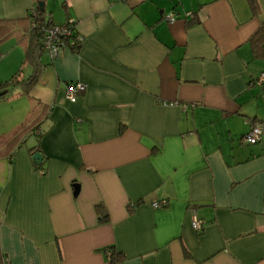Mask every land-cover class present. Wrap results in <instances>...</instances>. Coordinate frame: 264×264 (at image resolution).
<instances>
[{"label":"crops","instance_id":"1","mask_svg":"<svg viewBox=\"0 0 264 264\" xmlns=\"http://www.w3.org/2000/svg\"><path fill=\"white\" fill-rule=\"evenodd\" d=\"M256 1L257 14L249 0H45L46 18L75 19L84 43L54 61L45 54L31 95L13 87L0 101V137L41 125L0 158L4 261L111 264L103 250L113 247L117 264H264V135L242 141L264 123ZM33 6L0 0V20H23ZM24 57L16 38L0 46V83ZM31 73L25 65L19 81ZM75 82L86 91L72 103Z\"/></svg>","mask_w":264,"mask_h":264},{"label":"trees","instance_id":"2","mask_svg":"<svg viewBox=\"0 0 264 264\" xmlns=\"http://www.w3.org/2000/svg\"><path fill=\"white\" fill-rule=\"evenodd\" d=\"M45 0H34V6L30 11L27 18L23 20H0V46L11 38L18 39L19 45L25 49V57L23 64L19 71L9 80L0 83V93H9V90L13 87H20L22 94L30 96L33 89L38 84L41 75L44 70L48 67L43 62V57L46 54L45 46L43 43V28L55 24L52 20L46 18V11H42L40 3ZM254 13H258L259 6L256 0H249ZM24 29V30H23ZM78 33V32H77ZM251 45L255 57H260L264 50V28H261L259 32L251 39ZM25 65L32 68L31 75L23 81H19L22 69ZM40 123L27 121L19 126L14 131L5 134L0 137V158L9 157L11 158L16 147L22 145L28 136H32L34 133L40 131ZM121 128L120 132H123ZM32 156L36 153H40L39 148H34L31 151ZM43 165L35 162V168L40 173H45L42 168ZM129 210L132 212L133 207ZM96 212L100 217V223L105 224L108 222L109 215L103 204L96 207ZM108 256L111 264H117L124 259L123 254L115 251L113 247L106 248L103 250ZM4 258L0 250V264L4 263Z\"/></svg>","mask_w":264,"mask_h":264},{"label":"built area","instance_id":"3","mask_svg":"<svg viewBox=\"0 0 264 264\" xmlns=\"http://www.w3.org/2000/svg\"><path fill=\"white\" fill-rule=\"evenodd\" d=\"M123 1V0H120ZM192 16L191 14H189ZM176 15L167 17L169 22L176 20ZM43 43L46 54L51 60H56L60 57L63 50L70 47L74 50H79L84 43L83 36L77 33V21L69 18L65 23L53 24L43 28ZM258 84L264 86V73L258 79ZM86 91V85L81 82L70 84L66 90L67 99L75 103L79 94ZM264 135V123L253 126L251 131L247 133L242 141L249 145H256L261 142ZM167 205L166 201L155 202L154 208H163ZM192 227L197 233L204 230L205 222L198 216L196 209H192ZM5 264H8L5 260Z\"/></svg>","mask_w":264,"mask_h":264},{"label":"water","instance_id":"4","mask_svg":"<svg viewBox=\"0 0 264 264\" xmlns=\"http://www.w3.org/2000/svg\"><path fill=\"white\" fill-rule=\"evenodd\" d=\"M39 5H40L41 10L44 11L45 10V2H41ZM5 95H7L6 92L0 93V98H3ZM33 160H35V162L37 164H41L43 162L42 154L41 153H36L33 156ZM73 188H74V196L77 197L78 194H79V191H80V186L78 184H74Z\"/></svg>","mask_w":264,"mask_h":264},{"label":"rangeland","instance_id":"5","mask_svg":"<svg viewBox=\"0 0 264 264\" xmlns=\"http://www.w3.org/2000/svg\"><path fill=\"white\" fill-rule=\"evenodd\" d=\"M58 12H59V10H56L55 14L58 15ZM49 13H50V9H49ZM56 17H57V16H56ZM17 59H18L17 56H12V57H11V60H9V61L11 62V61L14 60V62L16 63V62H17ZM2 67H4V66H2ZM0 81H1V80H0ZM11 95H13V91H11V92L9 93L8 97H7L6 95H5V96L9 99V98H11ZM5 96H4V97H5ZM4 97H3V98H4ZM6 97H5V98H6ZM3 98H0V101H1Z\"/></svg>","mask_w":264,"mask_h":264}]
</instances>
